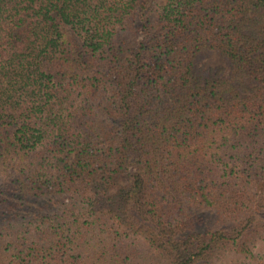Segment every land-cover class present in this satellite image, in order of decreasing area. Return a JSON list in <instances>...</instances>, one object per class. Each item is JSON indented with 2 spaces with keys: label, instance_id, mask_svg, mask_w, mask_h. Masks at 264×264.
Segmentation results:
<instances>
[{
  "label": "trees",
  "instance_id": "1",
  "mask_svg": "<svg viewBox=\"0 0 264 264\" xmlns=\"http://www.w3.org/2000/svg\"><path fill=\"white\" fill-rule=\"evenodd\" d=\"M0 264H264V0H0Z\"/></svg>",
  "mask_w": 264,
  "mask_h": 264
},
{
  "label": "rangeland",
  "instance_id": "2",
  "mask_svg": "<svg viewBox=\"0 0 264 264\" xmlns=\"http://www.w3.org/2000/svg\"><path fill=\"white\" fill-rule=\"evenodd\" d=\"M140 40L141 35L138 34L122 35V41L124 43L121 44V47L125 50V55L128 56ZM192 65L195 76L201 82L211 79H225L230 71L228 60L216 51L200 52ZM127 167L125 174L119 180V186H125L130 182V176L135 170L133 158L129 159Z\"/></svg>",
  "mask_w": 264,
  "mask_h": 264
}]
</instances>
